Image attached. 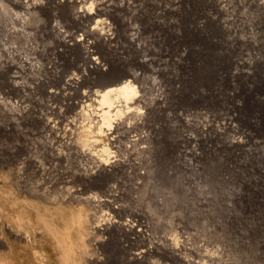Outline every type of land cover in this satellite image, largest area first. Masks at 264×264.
Returning <instances> with one entry per match:
<instances>
[{"label":"rangeland","instance_id":"rangeland-1","mask_svg":"<svg viewBox=\"0 0 264 264\" xmlns=\"http://www.w3.org/2000/svg\"><path fill=\"white\" fill-rule=\"evenodd\" d=\"M94 195L106 264H264V0H0V264Z\"/></svg>","mask_w":264,"mask_h":264},{"label":"bare ground","instance_id":"bare-ground-1","mask_svg":"<svg viewBox=\"0 0 264 264\" xmlns=\"http://www.w3.org/2000/svg\"><path fill=\"white\" fill-rule=\"evenodd\" d=\"M128 38L130 42L132 43V40L133 38H135V36L130 34ZM106 114L107 112L103 111V116H104L102 120L103 122H104ZM187 138L192 139L191 136ZM89 177L91 176L89 175ZM73 197L74 196L69 197L73 201H69L68 204H66L65 199H63L62 201L54 202L53 210L49 209L45 212L44 215L40 216V222L44 224L46 233L52 236L56 244V247L61 253V259L65 264H86L87 262H89V264H106V262H103L101 258L102 256H100L101 253H99L100 251L98 252V250L104 247L105 248L109 247L113 236L124 237L129 232V228L127 227L128 222H125V220L122 221L119 219L118 217L119 209L113 206V202L112 200H110V198L100 199L98 195H94L88 198L86 197L85 198H73ZM106 208H108L107 210L110 209L111 212L107 213L105 210ZM142 226H143L142 240L143 239L145 240V244H147L150 247L149 249H151V252H152L153 247L152 245H149V243L151 242L149 241V235H148L147 229L145 228V223H143ZM5 227L7 228V226ZM106 234H109V235L105 237ZM20 239L22 240L21 237ZM145 256L144 258H146ZM179 258L181 257L179 256ZM117 264H121V263L117 262ZM133 264H135V262Z\"/></svg>","mask_w":264,"mask_h":264}]
</instances>
